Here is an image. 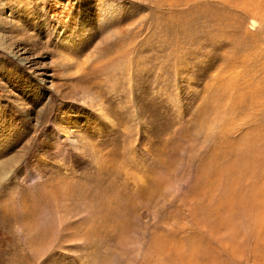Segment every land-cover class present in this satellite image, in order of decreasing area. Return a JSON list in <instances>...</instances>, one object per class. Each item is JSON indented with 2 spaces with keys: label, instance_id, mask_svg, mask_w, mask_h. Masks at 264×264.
<instances>
[{
  "label": "rangeland",
  "instance_id": "rangeland-1",
  "mask_svg": "<svg viewBox=\"0 0 264 264\" xmlns=\"http://www.w3.org/2000/svg\"><path fill=\"white\" fill-rule=\"evenodd\" d=\"M0 264H264V0H0Z\"/></svg>",
  "mask_w": 264,
  "mask_h": 264
},
{
  "label": "bare ground",
  "instance_id": "bare-ground-1",
  "mask_svg": "<svg viewBox=\"0 0 264 264\" xmlns=\"http://www.w3.org/2000/svg\"><path fill=\"white\" fill-rule=\"evenodd\" d=\"M245 6V5H244Z\"/></svg>",
  "mask_w": 264,
  "mask_h": 264
}]
</instances>
